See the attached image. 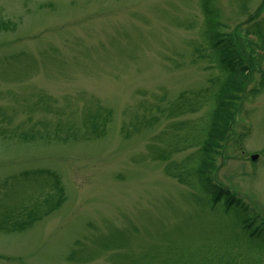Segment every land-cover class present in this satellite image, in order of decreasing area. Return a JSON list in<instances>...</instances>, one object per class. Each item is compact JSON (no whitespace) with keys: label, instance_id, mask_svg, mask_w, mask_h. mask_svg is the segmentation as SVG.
<instances>
[{"label":"rangeland","instance_id":"1","mask_svg":"<svg viewBox=\"0 0 264 264\" xmlns=\"http://www.w3.org/2000/svg\"><path fill=\"white\" fill-rule=\"evenodd\" d=\"M214 5L247 85L211 181L248 215L165 173L214 105L199 0H0V264H264V0ZM39 170L61 205L5 227L45 211Z\"/></svg>","mask_w":264,"mask_h":264},{"label":"trees","instance_id":"2","mask_svg":"<svg viewBox=\"0 0 264 264\" xmlns=\"http://www.w3.org/2000/svg\"><path fill=\"white\" fill-rule=\"evenodd\" d=\"M214 2L215 0H199V7L204 24L202 30L203 42L208 48L206 58L210 63L215 64L219 71V77L215 80L214 85L216 90L213 93V109L202 137L198 141L199 149L193 156L186 158L181 164L167 166L165 168V173L167 176L174 178L179 184L187 187L199 186L203 191L212 196L215 203L223 201L226 206L237 207L241 212L248 215L250 211H246V207L240 199H235V196L233 197L231 192L211 181L212 174L215 172L216 157L219 156L221 145L227 140L229 127L232 124L237 104L240 101L242 92L246 88L243 89V87L247 85V64H243L236 55L237 52L232 50L234 49L233 46L236 45L230 34L222 32V24ZM8 28V22L0 21V30H6ZM252 34H255V32L252 31ZM243 39L237 37L235 43H246V40L244 41ZM250 56L253 57V53H251ZM251 64H253L252 61ZM258 86L261 91L264 90L263 71L261 72ZM250 92L254 93V90L252 89ZM196 106L187 104V108L191 112L196 110ZM103 124L104 123H102L101 126ZM92 127L94 128V133H98L102 130L99 129L96 123H93ZM28 137L30 138L29 134L26 135L25 139H28ZM189 164L191 166L187 168ZM39 171L42 175L46 176V179H48L47 182H51L54 188V192L46 194V197L43 198L46 206L45 211L41 216H32V219L22 223L14 222L12 217L5 220L4 217L1 222L5 227L22 228L50 214L61 205L64 196L58 180L48 170ZM35 209L36 205L33 206L32 211H35ZM0 227L3 228L1 225ZM258 232L264 234V223L262 221H259ZM257 235L256 228L255 232L250 237L253 238Z\"/></svg>","mask_w":264,"mask_h":264},{"label":"water","instance_id":"3","mask_svg":"<svg viewBox=\"0 0 264 264\" xmlns=\"http://www.w3.org/2000/svg\"><path fill=\"white\" fill-rule=\"evenodd\" d=\"M255 159H256V156H253V157H252V160H255Z\"/></svg>","mask_w":264,"mask_h":264}]
</instances>
